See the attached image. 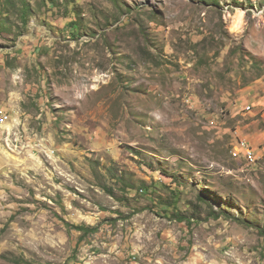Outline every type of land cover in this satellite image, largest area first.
<instances>
[{"label":"rangeland","instance_id":"1","mask_svg":"<svg viewBox=\"0 0 264 264\" xmlns=\"http://www.w3.org/2000/svg\"><path fill=\"white\" fill-rule=\"evenodd\" d=\"M0 111V264H264V0H0Z\"/></svg>","mask_w":264,"mask_h":264},{"label":"built area","instance_id":"2","mask_svg":"<svg viewBox=\"0 0 264 264\" xmlns=\"http://www.w3.org/2000/svg\"><path fill=\"white\" fill-rule=\"evenodd\" d=\"M246 110L250 111L251 107H247ZM1 117H8V116L4 115V113L0 111V121H1ZM238 154H241L244 162L248 164H252L253 161L257 160L256 153L252 149V146L245 141H240L238 143V153L236 155Z\"/></svg>","mask_w":264,"mask_h":264},{"label":"trees","instance_id":"3","mask_svg":"<svg viewBox=\"0 0 264 264\" xmlns=\"http://www.w3.org/2000/svg\"><path fill=\"white\" fill-rule=\"evenodd\" d=\"M70 32L75 35L78 32L77 24L72 23L70 25ZM85 229H80V231H84ZM95 232V231H94Z\"/></svg>","mask_w":264,"mask_h":264},{"label":"bare ground","instance_id":"4","mask_svg":"<svg viewBox=\"0 0 264 264\" xmlns=\"http://www.w3.org/2000/svg\"><path fill=\"white\" fill-rule=\"evenodd\" d=\"M241 26H242V20L240 17V18L235 20L233 28H234V30H238L241 28Z\"/></svg>","mask_w":264,"mask_h":264}]
</instances>
